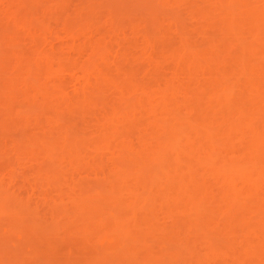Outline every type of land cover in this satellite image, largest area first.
Segmentation results:
<instances>
[{
  "label": "rangeland",
  "instance_id": "obj_1",
  "mask_svg": "<svg viewBox=\"0 0 264 264\" xmlns=\"http://www.w3.org/2000/svg\"><path fill=\"white\" fill-rule=\"evenodd\" d=\"M205 1L206 0H0V199L1 200L4 199L2 201L0 200V202L3 203V201L7 200L5 202V204L3 203L5 205V207L8 205L6 207L8 210L11 209V211H12L14 208V210L16 211L15 212L13 210V213L11 212V214H10L9 213L10 211L7 212L8 211L7 210L6 211L7 213H5L3 211L4 206H3V204L0 203L1 206H3L2 211L4 212V215H2V213L0 212V220H2V223L0 221V223L2 224V225L0 224V230L3 231V232L2 231L0 232V235L2 233V235L0 236V259H1L0 264H6V263L7 264H20V263L21 264H50V262H48V261H50L52 259H54L51 261L52 264H55V260L58 262L61 261L60 263L56 262V264H71L70 261L72 262V264L73 263L76 264V263H78L77 260H79V262H81V263H82V260H84L83 263L89 264L88 262H85V258L87 261L88 257L91 256L90 253H92V249H90L92 246L89 245L90 244L89 241H87V243L85 242V249H83V251L82 250L78 251L80 249L77 250L75 248L76 246L74 247V249L77 251H75L74 249H71V248H73V245L71 244L72 242H73V244L78 243L77 240L73 241V239L74 240L77 239V236H78V239H79L78 241L80 242V240H81L80 238L83 237V236H81V235H83L82 233L83 232L86 233L84 230H81V229H86V231H87L86 225L84 227V226H82V223H83V225H84V223H86L88 226V223L91 222L92 225L99 224V225H101V227L104 226V224L105 225L107 224L106 227H110L113 224L117 223V221L115 223H113L115 221L114 217L118 218L119 215L121 216V215H123V213L125 214L126 212H127L126 214H128L129 210L126 211L125 208L127 205L125 204L126 205L125 206L124 204L117 202L116 199L119 200V198H120V201L127 199V201L134 202L132 200L133 198L138 196V197H136V200H137L140 197V195H138V194L137 195L133 194V195H135V197L132 194H129V195L133 196V197H131L128 195L130 197V199L128 197H126L128 194L127 191L131 187H133L135 184L138 185L139 187L143 186L141 184L142 182H140V184H139V183H137V180L134 179V178H136L135 176L139 177L138 174L135 175L137 173V171L140 174V176L142 175V179H144V181H145V179L149 178V174L152 173V170L154 168H157V166L159 167V166L163 165V166H165V168H166V166L168 168V165H169L168 162L170 163L169 157H166V156L163 158L161 157L163 160L159 159V158L158 159L156 158L153 160V158H154L153 157V158H151L152 159L151 160L150 159L151 156H150V157H148L149 162H147V163L144 162V164H143V161H142V164L144 165L142 167V165H138V163L139 164L141 163L140 158L138 157L139 158L138 159L137 156L133 155L136 152H137L136 155L138 153H140V151L138 152L137 150H139V149L142 150V148H143L142 147L143 145H140V143L142 141L139 139V137L140 138L143 137L144 139L143 138L142 139L144 141H146L145 138L148 137V139H149V137H150L152 139L153 138V137H151V135H152V136H155L153 138V139H155L154 140L155 142H153V140H152L153 144L156 145L157 143H160V139L163 138L161 135L165 134V132H166V130L164 131V133H161L162 131H160L165 127L164 124L161 125L158 122L160 124V128H161V126H163L162 129H159V132H157V130H158L157 127H159V125L156 127L157 124L156 125L152 124L155 126V128L157 130L154 129V126H152V125H151L152 128L149 127V128H151L149 130L148 126H150V124L152 123V121H151V123L149 122L150 120L154 121L155 119L160 117L159 116L160 113H159V115H157V114H158V112H161L162 109H160V111L156 110L158 112L154 111V112H156V115H154L155 113L143 115L142 118H145L146 120L145 119H141V120H142V122L145 120L144 123L146 124V126L148 124V123H146V121L149 119V115L152 118V119L150 118L149 121H147L150 123L147 127L145 126L144 123L142 124V122H141V125H140V123H138V125H135L134 127H133L134 124L133 125L131 124L132 126L128 127L129 125L127 126L126 123L124 122L126 128H125V126H123V128H122V126H120L118 124L119 127H121L120 128L121 129L120 134L122 133L121 134L122 138L126 141L125 144L127 145V148L125 149V151H127L129 153L131 152V155H129V153H127V152H126V154H128L129 156L135 157V158H133V160H124V161H127L126 165H127V163H128V165L131 164L130 167L125 166L126 170L124 169V166H123L125 164V163H123L124 161L122 159H119V158L123 157L122 155L125 152V151L123 152L125 147H122V146H125V144H123V139L121 141L123 145L120 146L121 144H119V146L121 148H123V150L119 148V151H118L117 150L118 147L116 149V146H115L116 143H115V145H114L115 147H114L112 145V141H109V140H112V138L111 139L109 138L106 141L105 134H104V137H101V136H103L102 133H104V132H102V133H101V131L99 132L98 131L99 129L96 130L95 126H97V125L99 126V124L101 123V120L103 121L104 116L107 114V113H105L106 110H108L107 112H109V110H110L108 108H111L112 110L113 109L114 110L115 109L116 110L121 109V111L123 110V112H124V109L126 111V109H129V108L136 110L135 107H137L136 104H138L139 107H137V109L138 108L140 109V106L145 105L144 103L147 102L146 104H148V102L152 98L153 94L155 95V90H157V88L160 89V87L162 88V86L164 84H167V83L170 85V87H171V85H173V86L176 85L177 86L176 88H179V91H180L179 94H181V96H182L181 97L178 94L180 96L179 99L184 98L183 99L184 101H190V100L195 99L194 96L192 97V95H194L193 92H192L193 94L191 95V99H190L191 93H189V92H188L189 94L182 93L183 86L186 87L188 85V80H190L189 75H188L189 79L186 78L187 76L186 77L183 76V75H185L184 74L185 71L183 72L182 69L180 71V68H182L180 66H181V63H183L182 60H184V58H183L184 55H185V58H187V56L188 57L192 56L193 58L195 57V59L200 61L199 63H201V65L204 63L203 66H205V64H206L205 61L203 62V60H206V58H207L206 56H208V54H210V56L216 57V60L219 64H221L222 62L224 63V64H221V66L219 64L217 65L220 67L225 65V63L227 64L228 61L230 62L231 59L234 58L233 56H235L236 52H237V49H236L237 47L234 44V35L232 33L230 34V32L228 33L225 31V29H224L225 26H224L223 22L221 21L222 14L219 12L221 14V17H220V14L218 12H216V10L208 9V7H205L206 6ZM214 1L218 2L220 0H214ZM205 9H206V11L208 9V13L211 14L210 16L211 17L213 16L212 18L209 17V19H208L207 18L208 15H205V14L204 15L206 16L207 19L205 18V16L202 17L203 15H201V13H204ZM246 37H248V35ZM151 44H154V45H151ZM206 44L208 46H210V44H212V45L208 49V47H206L207 46ZM141 47H142V49H141ZM202 47H204V48L206 47L208 50H206V48L202 49ZM177 48H179L178 54L176 52ZM183 49L185 50V52L183 51ZM173 51L175 52L174 54H176V56H174V57L175 58L178 57V59H177L178 61L175 58H173V55H174V54L172 55ZM180 53H183V54L180 55ZM61 56L62 57L64 56L65 60H64V57L62 59ZM179 56H182V57H179ZM261 56L262 55L254 56L253 60H251V61H253L252 64L254 66L251 64L250 69H258V68L263 67V70H264V58H262ZM47 57H50V59L52 57H56L57 61L55 60L56 58H54V59L52 58L48 62V61H46L49 59ZM198 57H199V59H198ZM204 57H205V59H203ZM181 58H183V59L181 60ZM39 59H41V60L38 61ZM59 59H60V62L63 60V63L58 62ZM216 60H215V62H216ZM44 61H46L47 63H43ZM64 61H65V63H64ZM175 61H176V63H175ZM36 62L37 63L39 62V63L37 64ZM40 62H41V64H40ZM50 62H52V63L54 62L55 65H54V63L53 64L51 63L52 64V67H51V65L49 64ZM30 63H36L35 65H38V66L34 67L35 65L32 66ZM179 63H180V65H179ZM63 64L65 65V68H64V66H62ZM176 64H178L179 68L177 67ZM28 65H30L29 69H31L32 67H34V68L31 70H28L27 69ZM56 65H59L60 67H57ZM71 65H73V67ZM183 65L184 64H182V66ZM53 66H54V68H53ZM61 67H62V69H60ZM70 67L73 69H71ZM52 68H53V70H52ZM126 68H127V71H129L131 73V75L129 72L126 71ZM183 68H184V66H183ZM47 69H49V71H47ZM99 69L100 70L102 69L101 73H100ZM122 69H125V70H122ZM185 69L186 68H184V70ZM250 69H248V71L246 69L245 73L242 74V77L238 76V79H240V81L244 80V79H245V81H250V79H251L250 76L252 74V71ZM187 71L188 70H186V72ZM205 71H204V74L207 72V71L206 72ZM210 71H212V70H210ZM214 71H216V70H214ZM49 72L53 74L52 76H55L57 78L51 77V74ZM95 72H96V74H95ZM121 72L123 73L122 75H121ZM179 72H181V73L183 72L182 75ZM55 73H58L59 75H56ZM99 73H100L99 77H101V80L98 77ZM126 73H127V77H124V79L122 78V80H121V77L123 75H125ZM215 73H217V71ZM101 74H102V76H101ZM204 74L203 73L200 74V72L198 71V72H196V74L194 76L197 78L194 79L192 77L191 79H194L193 82H195V83L196 82L200 83L201 81H203V82H201L202 85L204 83V85L207 86V83L205 84V82L208 81V80H206L208 78V76L206 77V74L205 75ZM207 74H210V73H207ZM212 74H214V72H212ZM96 75H97V77H96ZM34 76H36V77H34ZM130 76H132V77H130ZM128 77H130V78H128ZM234 77H232V78H234ZM109 78H110V80H109ZM127 78L130 79L129 80L130 83L127 81L128 80ZM196 79H197V81H196ZM117 80H120L119 82L122 81L121 84L116 83ZM124 80H126L127 82L124 83ZM234 80H236V79H234ZM98 81H99V83H98ZM191 81L192 80H190L189 82H191ZM180 82L182 84H184L182 87L179 86V85H181ZM45 83H46V85H45ZM39 84H41V85L43 84V86H46L47 91L50 90L51 95L46 94L47 91L43 92V93H45L44 95L41 94L42 92L40 93L37 89V88H39V86H38ZM118 84H120V88L122 87L121 89H119V87H117ZM43 86H41V88ZM98 86H100V87L97 89ZM206 86H204V87H206ZM59 87H60V89H59ZM84 87H85V89H82ZM86 87H88L89 89L87 88L88 89L87 90ZM174 87H171V88L174 89ZM53 89L62 90L63 92H65L64 94H66L67 98L63 97V99H61L62 97H60V99H61L60 100L57 95L62 91H60V92L57 91V93H58L57 94L56 92L55 93L53 92V91H55ZM236 89L237 88H235V90ZM79 90H81L82 92L80 91V93H79ZM121 90L123 92L125 91L124 93H126V94H124ZM152 90H154V92L151 96ZM85 91H88V95H85V94H87ZM92 91H93V93H92ZM47 93H49V92H47ZM81 93H83V94H81ZM80 94L82 95V97ZM97 94H100V95H97ZM84 95H85V97H84ZM62 96H63V94H62ZM150 96H151V98H149ZM236 97L238 98V96L231 98V100L232 99L235 100V102H234V100H232V102H231V103H233L232 105H237L238 103L240 104V102H238L239 100ZM243 97H242V99H243ZM246 97H247V95H246ZM248 97H249V99L250 98L253 99V97H250V96H248ZM147 98H148V100H147ZM140 100H142L141 102H143V104L140 102ZM144 101H146V102H144ZM152 102L153 101L151 99V103ZM241 102H242V100H241ZM131 105H135V106L133 107ZM56 106H57V108H56ZM58 106H59V108H58ZM182 109H183V112L181 111L179 113V114H181L179 116V118H182L184 116L187 118V120H188V118L192 119L195 115L201 113V112L197 113L198 110L191 111L189 109L190 111L189 110L187 111L186 107H183ZM184 109H186V110H184ZM225 110H227V109H225ZM225 110H222V112L217 111L218 113L215 112V114H216L215 116L214 115H210V116L211 117L213 116L212 118H216L217 120L214 119L215 121H218L219 118H220L219 121H221V119L224 118L223 119L224 121L222 120V122H224L223 124H229V125L234 124L235 125L237 122L240 121V118H238L237 115H232L233 113L231 112V115H232L231 116V115H229L230 111L229 110L225 111ZM118 111L120 112V110H117V112ZM102 112L104 115L102 114ZM163 112H165V111H163ZM163 112H161V116H162ZM224 112H226L228 115L225 114ZM165 113H163V115L168 114V113H166V114ZM184 113L185 114L187 113V114L185 115ZM194 113H195V115H194ZM203 113H204V111L201 114H203ZM217 114H219V115H217ZM151 115L152 116L154 115V117H152ZM210 116L208 114V117H210ZM163 117L166 119L165 116H163ZM163 117H162V120H165V119H163ZM167 117L172 118L173 116L170 115ZM212 118H211V121L213 120ZM159 119H160L159 121H161V117ZM182 119H184V118H182ZM69 120L74 121V122H72V125H73V128L75 130L72 128V125L70 124ZM157 121H158V119H157ZM157 121L155 120L154 122L156 123ZM168 121H169V119H168ZM120 122H121V120H120ZM162 122H164V121H161V123ZM164 123H166V122H164ZM168 123H166V126L168 125ZM70 125H71V127H70ZM186 125H184V123H183V126L187 127ZM125 129H127V130H125ZM72 131H73V133H75V134H73V136L75 137V138L73 137L74 139L71 138L72 134H70V132L72 133ZM146 131H148V132H146ZM149 131H151V132H149ZM153 132H154V134H152ZM129 133H130V135H129ZM160 133H161V135H160ZM167 133L165 134L166 136H164V135L163 136L168 139V138H170V136ZM69 134H70V136H69ZM148 134H149V136H148ZM231 134L233 136L232 132H231ZM67 135L70 137L71 141L74 140L73 141L74 143L71 142L70 140H68V142L70 141L72 143V145L70 144V142H69V145H66V144H68V143H65L67 141L66 138L68 139ZM172 135L173 134H171V136ZM178 135H181V134H178ZM64 136H66V138ZM156 136H158V137H156ZM159 136H161V138H159ZM234 136H235V134H234ZM127 137H128V139H127ZM175 137L177 138L178 136L177 135L173 136V138H175ZM181 137L182 136H180V138ZM183 137L181 139L180 138L179 139L182 141L185 140V138H183ZM103 138H105V140ZM137 138L141 142H139ZM166 138H163V141ZM100 139H101V141L103 139V141H105L106 144L109 142V145L111 144V146H113L112 149L115 148L117 154L120 152V150L123 153L121 155L119 154V158H117L118 156L116 155V153L111 154L113 151L110 152V149H105L104 147L102 148V147H99V145H96V143L98 144L101 142V141L99 142ZM197 140L198 141H196L197 143H195V144L198 145L200 142H199V139H197ZM215 140L216 139H214V143H217L218 138H217L216 142H215ZM127 141L129 142L128 144H127ZM147 141H148L147 144L151 145V143H150L151 140L149 139ZM161 141H162V139H161ZM163 141L160 143L161 150H163L162 148H164L166 146L165 145L163 147V144H165ZM116 142H118V141H116ZM76 143H77V145L80 144V146H82L80 148H81V151L83 150L82 151L83 153H81L79 148H76ZM87 143H89L90 145ZM208 143L209 144H207V146L209 147V145H211V143L210 142H208ZM64 144L67 146V149H68V146H70V145H71V147L74 146L76 148V150L78 149V155L79 154L80 155L77 157L72 156L71 159L77 160L78 157H80V159L81 158L82 159L79 160V158H78L76 163L74 160H73L74 162L73 161L69 162V161H71V160H69V157H71V156L70 155L68 156L67 153L64 152L66 150L64 147L65 146ZM34 145H35V147H34ZM103 145H105V144H103ZM154 145H152L153 147H151V148H154ZM157 145H159V144H157ZM157 145L154 149L159 147ZM204 146H206V145H204ZM31 147H32V149H31ZM78 147H79V145H78ZM95 147H99L101 149L100 150L97 149L98 152L95 151L96 149H94V151L96 152V153H94L92 150ZM134 147H135V151H133ZM83 148H85L86 150H84ZM63 149H64V151H63ZM71 150H69V151H71ZM73 150L75 151V149H73ZM115 150H114V152H115ZM145 153H146V151H145ZM147 153L149 154V152H147ZM61 154H63V155H61ZM126 154H124V155H126ZM64 155L67 156L66 158L68 160L65 158ZM75 155H77V154H75ZM112 155L117 156L115 160L119 159V160L123 161V162L122 161L119 162L120 165L123 164L122 165L123 168H121L120 165H118L117 168L123 169L122 170L123 172L127 171V173H126L127 176L131 175L134 177L133 178L130 176L131 179L129 178V180H131L132 184L134 182L133 186L130 183V181H129V183L131 185L128 184V182H126L128 180L127 177H126L127 180L124 179L125 184L130 185V186L126 185V186H128L127 187L128 189L125 186L120 187L119 186L120 183H118V187H120L121 189L125 187L127 189V191L126 190L124 191V189H125L124 188L123 191L120 189L119 192L117 193V190L119 189V188L117 190L115 189L117 187V185H115L116 186L115 188H113L114 186L111 187L113 185V182H111L109 180L113 179L111 177L114 174L111 176V173H109L108 170L111 171L109 169V168H111V166H110L111 163L109 162V159H110L109 157L113 158ZM144 155H146V154H144ZM132 157H130L129 159H131ZM135 159L137 160L136 162L140 161L136 164V166L138 165V167H136V168H135V165L133 163V162H135L134 161ZM166 160H167V162H165ZM112 161H114V160H112ZM163 162L166 163V165ZM114 163H115V161H114ZM112 164H113V162H112ZM113 165L117 166V164H113ZM113 165H112V167L115 169L116 167H114ZM107 166H109V167H107ZM132 166H134V169ZM163 166H162V168H163ZM103 169H105V170H103ZM130 169H132L133 172L132 171L130 172ZM169 169H171V168H169ZM113 170H112V173L115 172V171L113 172ZM134 170H135V173H134ZM58 171H59V173H57ZM105 173H106L107 177L110 176V177H108V179L105 178L106 177ZM40 174H41V176H39ZM144 174L145 175L148 174L147 175L148 177L146 178ZM52 176H54V178ZM114 177H115V175H114ZM116 177H117V175H116ZM116 177L114 179L116 181H114V182L118 181ZM105 179H107V180H105ZM260 179H261V177H260ZM123 181L121 180L118 182H122L121 185H124ZM259 181L261 184L263 183L262 184V186H263L264 185V177H263V179H261ZM110 182L112 183V185L110 184V188H109L107 183L109 184ZM98 183L99 184L101 183L100 187L97 186ZM102 184H103V186H102ZM105 185L107 188L105 187ZM134 187H137V186H134ZM136 189L138 190L139 188H136ZM61 190H64V191H61ZM121 193H122V195H121ZM123 193H125V194L123 195ZM79 194H80V196H79ZM104 194H107V196L110 194L108 196V199H106L107 197L103 196ZM74 196H76L77 199H74ZM1 197H3V198H1ZM122 198H123V200H122ZM96 199H97V201H96ZM151 200L155 201L152 198H151ZM127 201H126V203H127ZM139 201L140 200L135 201V202H139ZM11 202H13V203L11 204ZM73 202H74V204H73ZM97 202H98V204H97ZM122 203H124V202H122ZM15 204H17V205H15ZM155 204H156V201H155ZM98 206H99V208H98ZM121 206H122V209L120 208ZM8 207L9 208L12 207V208L9 209ZM68 207H70V209ZM88 207L89 208L92 207V208L89 209ZM77 208H78V210H75ZM100 208H103V209H100ZM82 209L84 212H86L84 214L85 216L83 215V211H82V213L80 212ZM123 209L126 212L121 211ZM127 209H129L128 206H127ZM88 210L91 212H89ZM107 210L109 211V214L107 213L108 212ZM75 211H76V213H75ZM96 211H97V213H96ZM118 211L119 212L121 211L120 214L116 213L118 216H114V217L111 216L114 214V212H118ZM158 212L159 211H157V213ZM94 213H96V214H94ZM234 213H236V214H234ZM234 213L233 214H234L235 218H233V219H234L235 223L231 222V221H233V219H232L231 221L227 220V221H229V223L226 222V225H222V224H224L225 220L223 222V219L221 218L223 213H219V217H218L219 220L218 219H216V220L220 221V222H218V224H217V222H215V223L219 227L222 226L223 228L222 227L217 228V225H216L215 228L213 227V229H215L214 233L212 231L210 232L211 234H209L208 232H207V234L203 233L206 237L208 236V238L205 237L206 239L202 237V236H204L202 233L199 234V233L195 232V234H194V232H193L190 234L191 239L196 242L200 238V240H198L199 242L200 241H203V243L207 242V243H209V245H214L215 241L217 242L218 240H220L214 246H219V247L222 246L224 239L226 241L230 239L229 234L224 232V229H226L228 231L231 229V230H234L236 234H239L240 232H242L243 229L246 228L245 226L247 225V223H244L245 219L243 220L244 222L239 219L238 223H236L237 219L239 218V215L242 216V218H243V216L246 214V210H245V212L244 211H242V212L241 211H239V212L234 211ZM242 213H244V214H242ZM13 214H14V216H12ZM16 214L18 217L16 216ZM107 214L108 215L111 214L110 215L111 219L109 218V216ZM158 214L160 215V212ZM165 214L163 213L161 215L163 216ZM1 215L3 217L2 219H1ZM81 215H83V216H81ZM96 215L98 216V218L96 217ZM159 215H157V216H159ZM237 215H238V217H237ZM10 216L12 218L11 220L9 219ZM20 216H21V219H20ZM91 216H93V218H91ZM13 217H15V218H13ZM168 217H169V219H168ZM16 218H17V222L15 221ZM71 218H73V219H71ZM77 218H78V220H77ZM174 218L175 217L172 218L171 215H168V214L166 216H163V219L161 216H159V219H158L159 221L157 223L159 224V226H162V227H163L164 223H165V226L167 225L168 227L171 223V227L174 226V228H176V226H179L180 223L177 225ZM245 218H246V216H245ZM83 219L84 220L90 219L89 220L90 222L87 220L84 221ZM104 219H105V222H104ZM3 220L4 221L8 220V224H7V222L6 223L3 222ZM12 220H13V222H12ZM81 220H82V222H81ZM160 220H162V221H160ZM58 221H59V223H58ZM70 221H71V223H70ZM230 222L234 225L233 226L228 225V224H230ZM91 223H90V226H91ZM108 223H111L112 225H110ZM19 224H21V226L24 227L25 230L22 229L23 227L21 228V226H20V229L22 231L24 230V232L26 234H23V232L19 233L17 231L18 229H16L17 232L14 230H11V227L13 228L15 226L14 228H17L19 226ZM33 224H34V227L32 226ZM59 224H61V225H59ZM77 224L78 225L80 224L82 228L77 229V227H78ZM238 224H241V225H238ZM37 225H38V227L39 226L41 227L42 231L37 227ZM2 226H4V227H2ZM7 226L8 227L10 226V227L7 228ZM73 226L75 229L73 228ZM209 226L212 227L215 225L210 224ZM224 226L226 228H224ZM229 226H231L232 228ZM29 227L30 228H36L37 227L38 229L37 228L36 229L39 231H37L36 229L35 230H36V232H38L37 234H39V235L36 234L35 230H31ZM53 227H55V228L53 229ZM101 227H100V229L103 228V227L102 228ZM243 227H245V228H243ZM28 228H29V230H28ZM177 228H180L178 230H181V232H184V230H186V226L182 225V224H181V226H179ZM220 229H221V232H220ZM7 230H9L10 232L13 231L14 233L16 232V234H14V233L9 234V233H7L9 231H7ZM53 230L54 231L59 230L58 231L59 234L55 233V236H53V234H54ZM67 230H70V232ZM217 230H219L218 234L221 233L220 235H217V232H216ZM31 231H33V232H31ZM50 231H52V233ZM71 231L75 232V233H73L75 237H71V236H73ZM89 232H90V230H89ZM3 233H5V234H3ZM66 233H69V234H66ZM212 233H213V235L216 234V236L215 235L214 236L218 239L215 240V238H213L214 236L212 235ZM70 234H71V236H70L71 239H69V240L71 241V243H70V245H68L69 244L68 242H70V241L69 240L66 241V239H68L69 237H65V239H63V238L65 235L69 236ZM198 234H199V236L202 234L201 235L202 238L199 237ZM227 234H228V236H227ZM240 235H241V233L239 234V236ZM38 236L39 237L42 236V238L44 236L45 240H42V242H41L40 240L42 238H39ZM182 236H183V233H182L181 237ZM209 236H211L210 239H209ZM226 236H227V238H226ZM22 237H23V239H22ZM46 237H49V240H51V237L59 238L58 244L60 247L57 246V248H56L58 253L56 252V250L54 252L52 250H50L51 252H53V254H51L49 251V248L47 251V247H49V246H47L48 245L47 242H49V240ZM181 237H178V235H177L178 239H176V237L170 239L171 243L170 242L169 243L172 244V247L174 245H176L178 243V241H180L182 239ZM219 237H223V238L220 239ZM7 238L9 241L7 240ZM26 238L31 239V241L30 240L28 241L29 242L28 245H26L27 244ZM56 238H54V240ZM10 239H11V241H10ZM155 239L156 238H154V240H151V242L152 241L153 242L159 241V240H155ZM46 240H47V242H46ZM115 240L120 242L117 239H115ZM115 240H109L108 243L109 244H115V245L118 244V242H115ZM213 240H215V241H213ZM6 241L10 242V243L9 244L7 243V245H6ZM19 241H21V242H19ZM24 241H26V242H24ZM65 241L67 242L66 245H65V243H66ZM106 241H108V240H106ZM110 241H112V243H110ZM198 241H197V243H198ZM226 241L224 243H226ZM22 242H24V244ZM50 242H52V241H50ZM151 242L149 243L150 246L153 245V244L151 245ZM156 242H154L155 245H153L152 247H149L150 248L149 250L147 249L148 246L145 247L148 251H146L145 248L143 249V247L145 246V245L143 246V244L140 246H142V249L145 251L141 250V248L139 249V247H137L138 246L137 244H139V242L137 244L135 243L137 246L134 243H130V241H129V243L128 242H125V243L122 242L121 243L122 245L118 244L117 245L118 249L115 250V252L118 253V254L116 253L115 257L117 259L119 258V260H117L112 254L109 255L110 256L109 259L112 258V256H113L116 260H112V259H111L112 261L111 260L107 261L108 259L104 260L105 255L102 256L104 254L103 253V254H100V256L96 255V257H95L96 259L94 261L98 262V260L103 258L101 260V262H98L96 264H100V263L101 264L102 263L103 264H126V263L127 264L128 263L129 264H134V263L137 264L140 261V259L138 260V258L140 256H141V258H143V257H147L150 255L149 253H147L149 251L151 252V254L153 252V254L156 256V258L159 257L158 254L161 257V254H164L165 252H163L159 248L160 246L157 247V245H156V244H160V241H159V243H156ZM173 242H174V245H173ZM220 242H221V244H220ZM106 243L104 242V244H106ZM2 244H3V246H2ZM16 244H18V246ZM45 244H47L46 245L47 247L44 246ZM54 244H55V242H54ZM104 244L101 243V245H104ZM12 245H14L16 247H14V246L12 247ZM24 245H26V249L24 248L25 247ZM63 245H65V246H63ZM115 245H114V247H115ZM126 245H128V246H126ZM78 246L81 247L80 245H78ZM78 246H77V248H78ZM89 246H90V248H89ZM135 246L138 248V250L140 252L137 250V248ZM19 247L21 248V250L24 249L25 251H21ZM33 247H34V249H33ZM172 247H169V248H172ZM5 248H6V251H5ZM31 248L33 250H30ZM100 248L103 249L102 246H100ZM100 248L98 249V251L102 252L103 250L100 251ZM156 248H158L159 250ZM60 249H62V251ZM120 249L121 250L126 249V250L122 252ZM185 249H187V248H185ZM190 249L193 252L195 251V252H199V253L201 252V254L203 253L202 247H200L198 245L196 246V244L191 246ZM14 250H16V251L19 250L20 253L18 251V253H19L18 254ZM58 250H60V251H58ZM119 250H120V253H119ZM168 250L170 251V249H168ZM168 250H167V252H168ZM179 250L178 251L180 253L184 254V252L181 248ZM9 251L11 252V254ZM26 251L27 252L30 251V256L32 253L31 251H34L36 254L34 256L33 255L34 253H32L33 258L31 257V259L30 258L25 259V257H26L25 253H27ZM126 251H130V252L132 251L137 255L134 258V255H133L134 253L132 254V253L128 252L126 254ZM141 251H143V252H141ZM22 252L24 255H22ZM85 252H86V254H85ZM97 252H96V254H99V252L98 253ZM124 252H125V255H124L125 257L122 255V254H124ZM161 252H163V253H161ZM167 252H166V254L169 255V252L168 253ZM185 252L187 254L188 251L186 250ZM12 253H14V254H12ZM39 253H40V255H38ZM50 254H51V256H50ZM74 254H75V256H74ZM89 254H90V256H89ZM130 254L133 255V258H131L132 256H130ZM139 254H141V255H139ZM143 254H145V255L142 257ZM20 255H21V257H20ZM26 255L28 256L29 253ZM81 255H85L86 257L81 256ZM94 255H95V253H94ZM126 255L128 257L130 256L129 257L130 259L128 257L126 258ZM166 256H165V258H163L164 256L162 257L163 259H165L163 261L166 262V264L167 263L168 264H175L172 260L173 259L172 256H174L173 253H172L171 257L168 256V258H170V260H168ZM49 257H51L52 259H50ZM106 257H108V256H106ZM136 257H137V259H136ZM149 257H152V256L150 255ZM156 258H154L155 260H153L151 258H149L150 259L149 260L148 257L144 258V259H147L151 264H153L154 262L156 264L157 263ZM134 259H135V262H132ZM144 259H141L139 264H141L142 260H144ZM22 260L24 261V263L22 262ZM26 260H29V261L26 262ZM129 260L131 263L129 262ZM137 260H138V262H136ZM147 260L145 263L143 261L142 264L143 263L146 264L148 262ZM218 260L219 259H217V261H215L216 262L215 264H219V262H222V260H219V262H218ZM67 261H68V263H67ZM75 261H76V263H75ZM94 261H91V263L93 262L95 264ZM150 263H147V264H150Z\"/></svg>",
  "mask_w": 264,
  "mask_h": 264
},
{
  "label": "bare ground",
  "instance_id": "obj_2",
  "mask_svg": "<svg viewBox=\"0 0 264 264\" xmlns=\"http://www.w3.org/2000/svg\"><path fill=\"white\" fill-rule=\"evenodd\" d=\"M205 3H206V6L205 7H208V9H214V10H216V12H218V13L220 12L222 14V19L223 20L221 19V21L223 22V24L225 26V28H224L225 31L228 32V33L230 32V34L232 33L234 35V44L237 47L236 48L237 49L236 55L235 56L232 55L234 58H232L230 62L228 61L227 64L225 63V65H223L222 67H220L221 64H224V63L222 62L221 64H219L217 62V60H216V57L210 56V54H208V56H206L207 57L206 60H203V62L205 61V63H206L205 66H203L204 63L201 65V63H199L200 61H198L197 59H195V57L193 58L192 56H190V57L187 56V58H185V55H184L183 56L184 60H182L183 58H181V60H182L183 63L180 62L181 63V66L180 67H182V68H180V71H181V69H182L183 72L185 71L184 72L185 75H183V76L184 77L187 76L186 78L187 79L190 78V80H192V81L189 82L190 80H188V85L187 86L185 85L186 87H184L183 86L184 84H182L181 82H180L181 85H179V86L180 87L183 86L182 93H185V94L186 93L187 94L191 93L190 94V99H191V95L194 93V95H192V97L194 96L195 99H193V100H190L189 99L190 101H184L183 100L184 98L183 99L182 98L179 99V97L181 96V94H179L180 93L179 88H176L177 87L176 85H174L175 87L173 85H171V87H174V89H173V88L170 87V85L168 83H167L168 85L163 83L164 85L162 86V88L160 87V89L157 88V90H155V95L156 96L153 94L154 90H152V93L150 92L151 93V96L153 94L152 98H151V96L149 97V98L152 99V101H153L152 103H151V99H150V101L148 102V104H146L147 102L144 101V102H146V103H144L146 106L145 105H142V106H140V109L139 108L137 109V107H139V105L136 104V106H137V107H135L136 110L135 109L133 110L132 108H129L128 107L130 110L129 109H126V111H125V109H124V112H123V110L121 111V109H117V110H120V112L119 111L117 112L116 109L115 110L114 109L112 110L111 108H108L110 110H109V112H107L108 110H106L105 113H107V114L104 116L103 121L101 120V123L99 124V126L98 125L95 126L96 130L99 129L98 130L99 132L100 131H101V133L104 132V133H102L103 136H101V137H104V134H105L106 141H107V139H109V138L111 139L112 138V140H109V141H112V145L113 146L116 143V145H115L116 146V149L118 147L117 150L119 151V148L123 150V148H121L120 146H122L123 144L126 143V141L122 138V135H121L122 133L120 134V130H121L120 128L121 127H119V125L122 126V128H123V126H125L124 122L126 123L127 126L129 125L128 127L132 126L133 124H134L133 125V127H134L135 125H138V123H140V125H141V122H142L141 119H145V118H142L144 114H151V113L154 114L155 113L154 115H156V112H158L156 110H159L160 111V109H162L161 112L165 111L166 113H168L169 115L166 114L165 112H163L167 116H170V115L173 116L172 118L171 117L169 118L166 115H163V113H162V116H161V112H158L157 115H159V113H160L159 116L161 117V121H164L166 123L169 122L167 126H166V123H164V122L161 123V121H159L160 120L159 119L160 117L157 118L158 121H157V119H155L157 121L155 123L154 122L155 120L154 121L153 120H150L149 121V119L151 118L150 115H149V119L147 121H149L150 123L152 121V123L150 124L149 122L146 121V123H148L147 126L150 124V126H148V129L149 130L152 128V126H154V125L157 124L156 125V127H157L159 125V127H157L158 130L154 126V129H156L157 132H159V129H162V127H163V126H161V128H160V124L161 125L164 124L165 127L162 130H160V131H162L161 133H164V131L166 130L165 134L168 132L167 134L170 136V138L167 139L166 137H164V136H166L165 134H162L161 135V133H160V135L163 138H166L163 141V138H161V136H159V138H161L162 141L165 143V144L162 143L163 144V147L166 145L164 148H162L163 150H161V148H160V146H161L160 143L162 142L161 139H160V143H157L159 145L156 144L159 147L156 148V149H154L156 147V145L153 144V142H155L154 141L155 139H153L155 136H152L151 135V137H153L152 139L149 137V139L151 140V142H150L151 145L147 144L148 143L147 140H149V139L145 135L144 136L147 138V139L145 138L146 141L143 140L144 139L143 137H142L143 139L139 137V139L142 142L139 141V139L137 138L138 141L141 142L140 145H143L142 146L143 148H142V150H140V149L137 150L138 152L140 151V153L142 155L140 153H138L136 155L137 152L135 154H133V155L137 156V158L139 157L140 158V161H141V163L139 164L138 162H140V161L136 162L137 161L136 160L137 158L134 160L136 162V163L133 162L134 165H135V168L138 167V165H142V167H143L144 166L143 165L144 162H146V163L149 162L148 161L149 160L148 157H150V156H151L150 159L154 157L153 160L156 159V158L157 159L158 158L159 159H162L165 156L166 157H169V160H170V163L168 162V164H169L168 165V168L166 166L167 169L163 165H162L163 168H162V166H159V167L157 166V168H154L152 170V173L149 174V178H147L148 177L147 176L148 174L147 175L144 174L145 177L147 178V179H145V181H144V179H142V175L140 176V174L138 173V171H137V173L135 175L138 174L139 177L135 176L136 178H134L133 176L130 175L135 180H137V183L140 184V182H142L141 184L143 186L140 185L141 187H139L136 184L134 185V182L132 184L131 183V180H129L130 176H127L126 175L127 171H125L126 170L125 169L126 168L125 166L130 167L131 164L129 163L130 165H128V163H127V165H126V162L127 161H124V160H133V158H135L134 156L133 157L132 156H129V155H131V152L129 153V152L125 151V149L127 148V145L126 144H125V146H122V147H125L124 150H123V152L124 151L125 152L123 153L120 150V152L117 154L115 148L112 149L113 146H111V144L109 145V142L106 144V142L103 141V139L105 140V138H103L102 141L100 139L99 140V142L101 141L100 143H98V144L96 143V145H99V147H102V148L104 147L105 149H110V152L113 151L111 154L116 153V155L118 156L117 157L115 155H112L113 158L108 156L110 158V159L108 158L109 159V162L111 163V165H110L111 168H109L111 171L108 170V172L111 173V176L114 174L115 177H116V175H117L116 178H117L118 181H121V180L123 181L124 179L125 180L128 179L126 181V182H128V184L131 183L132 186L133 185L134 186H137V187H134V186L131 187L128 190L129 191L128 192L127 191V189H128L127 187L130 186L131 184L130 185L125 184V180L123 181L124 182V185H121L122 182H118V181L117 182H114L116 180H114L115 177L113 175L111 177L113 179L109 180V181L113 182V185H112L111 182L109 184L107 183L108 187L110 188V184L112 185L111 187L114 186L113 188H115L116 187L115 185H117V187L115 189L117 190L119 188L117 190V193H118L119 190L121 189L120 187L125 186L127 189L124 187L125 189L122 188L121 190L123 191V189H124V191L125 190L127 191L128 194H127L126 197H128L130 199L129 196H131V195H129V194H132V195L133 194H135V195L138 194V195H140L141 198L139 197V199L136 200V197H138V196L135 197V195H133L135 197V198L132 199L134 202L127 201V199L126 200H123V198H122L123 201H120V198H119V200L116 199L117 202H120L121 204H124V205L126 204L129 207V209H127V206L125 205L126 206L125 210L126 211L129 210V212H128V214H126L127 212L123 209L121 211H124L126 213L124 214L122 212L123 215H121V216L120 215L119 216L117 215V214H120L121 211L120 212L118 211L119 213L118 212H114L115 215L114 214L113 215L110 214L113 217L114 216H118V218L117 217H114L115 218L114 219L115 221L113 222V223H115L117 221V223H115L113 225L111 223H108V224L112 225L110 227H106L107 224L106 225L104 224V226H102V227L103 228L105 227V228L103 229L101 227V225H99V224L92 225V223L89 221L90 219L89 220L86 219L87 221H89L91 223V226H90V223H88V226H87L86 223H84V225L82 223V226L85 227V225H86V228H87V231L88 232L86 231V229H81V230H84L86 233L83 232L82 233L83 235H81L83 237L82 238L79 237L81 239L80 242L78 241L79 240L78 239V236H77V239H75V240L73 239V241H76L77 240V242H78L77 244L76 243L73 244V242L71 243V241L69 240V239H71V237H75L74 234H73V233H75L74 231L73 232L71 231L72 234H73V236H71V234L69 236H67V235L64 236L63 239H65V237H69L68 239H66V241L67 240L70 241V242H68L69 243L68 245H70V243L73 245V248H71V249H74V247L76 246L75 248L77 250L80 249L78 251H81V250L83 251V249H85V242L87 243V241H89L90 244L89 243L88 244L90 246H92L91 248L89 246V248L92 249V253H90L91 256L89 254V256L91 258L88 257L87 261H86V258H85V262H88L89 264H94L93 262L91 263V261H94L96 259L95 258L96 255H99L100 256V254H103V253L104 254L102 256L105 255L104 260H107V259H108L107 261H109L111 259L112 260H116L117 258L115 257V255H116L117 252H115V250L118 249L117 248V245L118 244H121L122 242H124V243L125 242H128L129 243V241H130V243H134V244L135 243L137 244L139 242V244H137L138 246L135 244L137 247H139V249L141 248V250H143L145 247L148 246L147 249L149 250L150 249L149 247H152L153 245H155L154 242H156V241H154V242L152 241L153 243L151 242V240H154V238H156L155 240H159L160 241V244H156L157 247L160 246L159 248L163 252H165L164 254H161V257L158 254L159 257H157V258L153 254V252H152V254H151L150 251L147 252V253H149L152 256V257H149L150 255L147 256L148 259L149 258H151L153 260H155L154 258L157 259V263L156 264H162V263L163 264H166V262L163 261V260H165L163 258H165V256L167 255L166 252H167L168 249H170V251L168 250L169 255H167L166 257H167L168 260H170V258H168V256L171 257L172 256V253H173V255H174V256H172L173 259L172 258L171 259L173 260V262L175 264H213V263L215 264L216 263L215 261H217V259L222 260V262H219V260H218L219 264H264V185L262 186L263 183L261 184L260 181H259V180L263 179V177H264V70H263V67L262 68H258L259 70L258 69H250L251 68V64L253 62L251 60H253L254 56L262 55L261 57L264 58V0H220L218 2L217 1H214V0L213 1L212 0H206ZM208 9H207V11L205 9V12L206 13L205 12L204 13H201V15H203L202 17H204L205 15H208L207 18L209 19V17H211L210 16L211 14L208 13ZM221 14H220V17H221ZM205 18H206V16H205ZM246 34L248 35V37H246L247 36ZM151 45H154V44H151ZM211 45L212 44H210V46ZM210 46L207 45L206 47H208V49H209ZM205 48L202 47V49H205ZM141 49H142V47H141ZM208 49L206 48V50H208ZM178 50H179V48H177V51H176L177 54H178ZM174 51H173V53L171 52L172 55L175 53ZM183 51L185 52L184 49H183ZM183 53H180V55H182ZM174 56H176V54L173 55V58H175ZM63 57H62V59H63ZM179 57H182V56H179ZM47 58H49V59L46 60V61L49 62V60H51L52 58L54 59L56 57H52L51 59H50V57H47ZM60 59L58 60V62H60ZM175 59L177 60L178 57H176ZM198 59H199V57H198ZM203 59H205V57ZM214 59L216 60L217 63L215 62ZM40 60L41 59H39L38 61H40ZM55 60L57 61V58ZM64 60H65V57H64ZM46 61H44L43 63H47ZM41 62H40V64H41ZM61 62L63 63V60ZM36 63H30V64L33 66ZM51 63L52 62H50L49 64L52 67V64L54 62L52 64ZM64 63H65V61H64ZM175 63H176V61H175ZM180 63H179V65H180ZM182 64H184L183 66H184V68H186L185 70H184ZM218 64L220 66H217ZM54 65H55V63H54ZM176 65L179 68L178 64H176ZM37 66L38 65H35L34 67H37ZM56 66L57 67H60L59 65H56ZM62 66H64V68H65V65L64 64ZM71 66L73 67V65H71ZM29 67H30V65H28V68H27L28 70H31V69L34 68V67H32L31 69H29ZM53 68H54V66H53ZM53 68H52V70H53ZM60 69H62V67ZM71 69H73V68H71ZM246 69H247V71H248V69H250L252 71V74L250 76L251 79H250V81H245V79L240 81V79H238V76L239 77H242V74L245 73ZM101 70H100V73H101ZM122 70H125V69H122ZM186 70H188L187 72L189 74L186 72ZM205 70L206 71L208 70V71L206 72ZM210 70H212V71H210ZM214 70H216L217 73H215L216 71H214ZM47 71H49V69H47ZM126 71H127V68H126ZM198 71L200 72V74H202V73L204 74V71L206 72L205 73L206 74V77L208 76V78L206 80H208V81L205 82V84L207 83V86L204 85V83L202 85L201 82H203V81H201L200 83L193 82L194 79L197 78V77H194V76H195L196 72H198ZM96 72H95V74H96ZM127 72H129V71H127ZM212 72H214V74H212ZM100 73L98 74V77H99ZM179 73H181V72H179ZM182 73H181V75H182ZM207 73H210V74H207ZM50 74H51V77L57 78L55 76H52L53 75L52 73H50ZM55 74L56 75H59L58 73H55ZM122 74L123 73L121 72V75ZM130 75H131V73H130ZM188 75H189V78H188ZM101 76H102V74H101ZM34 77H36V76H34ZM96 77H97V75H96ZM124 77H127V73L121 77V80H122V78L124 79ZM130 77H132V76H130ZM130 77H128V78H130ZM192 77L194 79H191ZM232 77H234V78H232ZM99 78L101 80V77H99ZM234 79H236V80H234ZM109 80H110V78H109ZM129 80L130 79H128L127 81L130 83ZM117 81H116V83H120V84L122 82V81L119 82L120 80H117ZM127 81L124 80V83H126ZM196 81H197V79H196ZM98 83H99V81H98ZM120 84L117 85V87H119V89L122 88V87L120 88ZM40 85L41 84L38 85L39 88H37V89H38V91L40 93L42 92L41 94L44 95L45 93H43V92H46L47 91V88H46V86H43V84L41 85V86H43L41 88ZM45 85H46V83H45ZM204 86H206V87H204ZM99 87L100 86H98L97 89ZM87 88L88 87H86V89ZM235 88H237V89L235 90ZM59 89H60V87H59ZM82 89H85V87L82 88ZM53 90H55V91H53ZM53 90L52 91L54 93L55 92L57 93V91L58 92L62 91V90H56V89H53ZM80 91L81 90H79V93H80ZM47 92H49V93H47ZM47 92H46V94L51 95L50 94V90L47 91ZM85 92L87 94H85V93L84 94L85 95H88V91H85ZM64 93L65 92H63V91L60 92L59 94L57 93L58 94L57 96L59 97V99H60V97H62L61 99H63V97L64 98L66 97V94H64ZM92 93H93V91H92ZM62 94H63V96H62ZM81 94H83V93H81ZM124 94H126V93H124ZM85 95H84V97H85ZM97 95H100V94H97ZM246 95H247V97H246ZM235 96H238V98L237 97L236 98L239 100L238 102H240V104L238 103L237 105H232L233 103H231V102L234 99L231 100V98L232 97H235ZM248 96L253 97V99L250 98L251 99L250 100ZM81 97H82V95H81ZM242 97H243V99H242ZM147 100H148V98H147ZM241 100H242V102H241ZM141 101L142 100H140V102ZM234 102H235V100H234ZM141 103L143 104V102H141ZM59 106H58V108H59ZM131 106L134 107L135 105H131ZM183 107H186L187 108V111L190 109L191 111L198 110L197 113H199V112L202 113L203 111H204V113L203 114H201V113L197 114L196 113L197 115H195V113H194L195 116L192 119L191 118L190 119L188 118V120H187L186 117L183 116L182 118H184V119L186 118L184 120L182 118H179V116L181 115L179 113L181 111L183 112V109H182ZM56 108H57V106H56ZM225 109H227V110H225ZM184 110H186V109H184ZM222 110H225V111H228L229 110L230 111L229 112L230 113L229 115H231V112H232L233 113L232 115H237L238 118H240V121L239 120H238L239 122L236 121L237 123L235 125L234 124H232V125L230 124L229 125V124H223L224 122H222V120L224 118L221 119V121H219L220 118L218 117L219 118V120H218L219 122H218V121H215L214 120L216 118H212L213 116L212 117L210 116V115H214L215 116L216 115L215 112L216 113H218L220 111L222 112ZM154 111H156V112H154ZM224 113L227 114L226 112H224ZM102 114H103V112H102ZM208 114L213 119L212 121H211V118L208 117ZM154 115L153 116L151 115V116L154 117ZM217 115H219V114H217ZM163 116H165L166 119ZM162 117L165 120H162ZM168 119H169V121H168ZM120 120H121V122H120ZM144 121L142 122V124L144 123ZM69 122L72 125V122H74V121H70L69 120ZM183 123H184V125L187 124L186 125L187 127L183 126ZM152 124H154V125H152ZM71 125H70V127H71ZM145 126H146V124H145ZM149 127H151V128H149ZM72 128H73V125H72ZM125 128H126V126H125ZM125 130H127V129H125ZM146 132H148V131H146ZM149 132H151V131H149ZM231 132L233 133V136H232ZM70 134H72L71 135V138L74 139L75 137L73 136V134H75V133H73V131H72V133L70 132ZM70 134H69V136H70ZM152 134H154V132ZM171 134H173V135L171 136ZM178 134H181V135H178ZM234 134H235L236 137L234 136ZM129 135H130V133H129ZM176 135L178 136L177 137L178 139L176 137L173 138V136H176ZM69 136L67 135L68 139L66 138V136H64L66 138V140H67V141L65 140L66 141L65 143H68L66 145H69V142L71 141V139H70ZM148 136H149V134H148ZM180 136H182V137L184 136L183 138H185V140H183V141L180 140L182 138V137L180 138ZM156 137H158V136H156ZM196 138L199 139V142H200L198 145L195 144V143H197L196 141H198ZM217 138H218L217 143H214V139L217 140ZM122 139H123V144L121 142ZM127 139H128V137H127ZM68 140H70V141L68 142ZM152 140H153V142H152ZM216 140H215V142H216ZM73 141H71V142H73ZM116 141H118V142H116ZM128 141H127V144L129 143ZM71 142H70V144L72 145ZM208 142H210V143L212 142L211 145H209V147L207 146V144H209ZM87 144H89V143H87ZM103 144H105V145H103ZM119 144H121V145L119 146ZM66 145L64 146L66 150L64 151V149H63V151L66 152L68 156L69 155L71 156V157H69V160H71L69 162H72L74 160V159H71L72 156L77 157V156L80 155V154L78 155V149L76 150V148H79L80 151H81V148L80 147H82V146H80V144H78L79 145V147H78V145L76 143V148L74 146H73L74 147L73 148L70 145V146H68V149L71 147L69 150H71L73 148V149H75V151L73 149L71 151H69L67 149V146ZM152 145H154V148H151V147H153ZM204 145H206V146H204ZM34 147H35V145H34ZM99 147H95V148H93V150L92 149L91 150L94 153H96L95 151H97V149L98 150L101 149ZM31 149H32V147H31ZM83 149L86 150L85 148H83ZM94 149H96V150L94 151ZM114 150H115V152H114ZM82 151H81V153H83ZM133 151H135V147H134V150ZM145 151H146V153H145ZM126 152L129 153V155L126 154ZM147 152H149V154ZM122 153H123V155H122L123 157L121 156L122 158H119V154L121 155ZM75 154H77V155H75ZM124 154H126V155H124ZM144 154H146V155H144ZM61 155H63V154H61ZM66 157L67 156H65V158ZM116 157L119 158V159H122L124 162L122 160H119V159L115 160ZM130 157H132V158L129 159ZM78 158H79V160L82 159V158L80 159V157H78ZM78 158H77V160H78ZM77 160H74L75 163H76ZM112 160H114L115 163ZM121 161L123 163H125V164L124 165L123 164L120 165L119 162H121ZM142 161H143V164H142ZM112 162H113V164H117V166L116 165L114 166L112 164ZM165 162H167V160ZM137 163H138V165L136 166ZM164 164L166 165V163H164ZM112 165L114 167H116V168L118 167V165H120L121 168H123L122 167V165H123L124 166V169H125L124 170L125 172H123L122 171L123 169H121V168H119V169L118 168L117 169L115 168L114 169L112 167ZM107 167H109V166H107ZM132 167L134 169V166H132ZM169 168H171V169H169ZM103 170H105V169H103ZM112 170H113V172L114 171L115 172L112 173ZM135 170H134V173H135ZM131 171H132V169H130V172ZM57 173H59V171ZM105 175H106V173H105ZM39 176H41V174ZM52 177L54 178V176H52ZM108 177H110V176H108ZM108 177L106 175L105 178L108 179ZM126 177H127V179H126ZM260 177H261V179H260ZM107 179H105V180H107ZM129 181H130V183H129ZM118 183H120L119 184L120 187H118ZM98 184H97V186L100 187L101 183L99 185ZM103 184H102V186H103ZM126 185H128V186H126ZM105 187H106V185H105ZM136 188H139V189L141 188V189L140 190L139 189L137 190ZM61 191H64V190H61ZM125 193H123V195ZM80 194H79V196H80ZM121 195H122V193H121ZM103 196L107 197L106 199H108L107 194H104ZM133 196H131V197H133ZM1 198H3V197H1ZM151 198L156 201V204H155V201H152L151 200ZM74 199H77L76 196H74ZM2 200H4V199H2ZM138 200H140V201L139 202H135V201H138ZM6 201H3V203L5 204ZM96 201H97V199H96ZM126 201H127V203H126ZM74 202H73V204H74ZM122 202H124V203H122ZM3 203H1V204H3ZM12 203L13 202H11V204ZM1 204H0V210H1L0 212L2 213V215H4V212L7 213L9 211H10L9 212L10 214H11V212L13 213L14 208L11 211L10 208H12V207H10V208L8 207L10 209V210H8L6 208L8 205L6 204L7 206L5 207V205L3 204L4 208L6 209L5 210L3 208V206H1ZM97 204H98V202H97ZM15 205H17V204H15ZM2 208H3V211L4 212L2 211ZM68 208L70 209V207H68ZM91 208H89V209H91ZM98 208H99V206H98ZM103 208H100V209H103ZM120 208L122 209V206ZM75 210H78V208L75 209ZM245 210H246V214L243 216V218L240 215H239V218L238 219L236 218L237 219L236 223H238V220L239 219L241 221H243L245 219L244 220L245 222L244 221L243 222L244 223H247V225L245 226L246 228L243 227L245 229H243L242 232H240L241 235L239 236L240 233L239 234H236L234 230H231L230 229L228 231V230L224 229V232H226V233L229 234L230 239L227 240V241L224 239L226 241V243H224L225 241L223 240V243H222L223 245L220 246V247L219 246H214L216 243H218L220 241V240H218L216 242L215 240L218 239V238L215 237L216 234H214L215 236L213 235L214 230H215V229H213V227L215 228L216 225L218 224V222H220V221H217L216 220L219 217V213H223L222 216H221V218L223 219V222H224V220H225V222L222 225H226V222L229 223V221H227V220H230L231 221L233 218H235L234 214H236V213H234V211L235 212H239V211H241V212L244 211L245 212ZM82 211H83V209L80 212L82 213ZM97 211H96V213H97ZM157 211L160 212V215L158 214L159 212L157 213ZM89 212H91V211H89ZM75 213H76V211H75ZM85 213L86 212L83 211V215ZM96 213H94V214H96ZM107 213L109 214V211ZM163 213L164 214L166 213L163 216H166L168 214V215H171L172 218L175 217L174 220L177 223V225L179 223H180L179 226H181V224L182 225H185L186 226V230H184V232H181V230H178L180 228H177L179 226H176V228H174V226L171 227V223H170L169 227L167 225L165 226V223H164L163 227L162 226H159V224L157 222L159 221L158 220L159 219V216H161L162 219H163V216L161 215ZM242 214H244V213H242ZM2 215H1V219L3 218ZM83 215H81V216H83ZM110 215H108V216L111 219V216ZM157 215H159V216H157ZM12 216H14V214ZM16 216H17V214H16ZM245 216H246V218H245ZM15 217H13V218H15ZM96 217L98 218L97 215H96ZM237 217H238V215H237ZM91 218H93V216H91ZM9 219L10 220L12 219L11 216H10ZM20 219H21V216H20ZM71 219H73V218H71ZM168 219H169V217H168ZM4 220H3V222H5V223L7 222V224H8V220L7 221H4ZM13 220H12V222H13ZM77 220H78V218H77ZM86 220H84V221H86ZM0 221L2 223V220H0ZM15 221L17 222V218L15 219ZM71 221H70V223H71ZM160 221H162V220H160ZM81 222H82V220H81ZM104 222H105V219H104ZM215 222H217V224ZM231 222H234L235 223L234 219ZM231 222L228 225L233 226L234 224H232ZM58 223H59V221H58ZM21 224H19V226H18L19 228L18 227L17 228H14L15 227L14 226L13 227L14 229H13L11 227V230L16 231V229H18L17 231L19 233L20 232H23V234H26L24 232L25 229H24L23 226H21ZM210 224H213L215 226H212L211 227V226H209ZM59 225H61V224H59ZM79 225L77 224V226H78L77 229L78 228L79 229L82 228L81 225L80 226ZM238 225H241V224H238ZM20 226H21V228L23 227L22 228V229H24L23 231L20 229ZM32 226L34 227V224ZM231 226H229V227H231ZM2 227H4V226H2ZM9 227L7 226V228H9ZM37 227H38V225H37ZM100 227L102 229H100ZM218 227L219 226L217 225V228ZM221 227H219V228H221ZM29 228H28V230H29ZM36 228H30V229L31 230H35ZM38 228L41 230V227L40 226ZM54 228L55 227H53V229ZM73 228H74V226H73ZM224 228H226V227L224 226ZM36 230H35V232H36ZM70 230H67V231L70 232ZM89 230H90V232H89ZM1 231L2 230H0V232ZM7 231H9V230H7ZM37 231H39V230H37ZM58 231L57 230L56 231L53 230V233H54L53 236H55V233L56 234H59ZM211 231L213 232L212 233V235L214 236L213 238H215V240H213V241H215V244L214 245H209V243H207L205 241H204L205 243H203V241H200L199 242L198 240H200V238L197 240L198 243H197V241L195 242V241H193L191 239V235L190 234L193 233V232H194V234H195V232L196 233H199V234L200 233L207 234V232H208L209 234H211L210 233ZM16 232L14 233L13 231L12 232L9 231L7 233H9V234L10 233L16 234ZM31 232H33V231H31ZM50 232L52 233V231H50ZM216 232H217V235H220L221 234V233L218 234L219 230H217ZM220 232H221V229H220ZM5 233H3V234H5ZM37 233L38 232H36V234ZM182 233H183V236L181 237ZM66 234H69V233H66ZM199 234H198V236H199ZM228 234H227V236H228ZM1 235H2V233H1ZM37 235H39V234H37ZM177 235H178V237H181L182 239L180 241H178V243L176 245H174V242H173V245L174 246L172 247V244H170L171 243L170 242V239L171 238H174V237H176V239H178L177 238ZM201 235L199 237H201ZM227 236H226V238H227ZM202 237L205 238L206 236L204 235ZM210 237L211 236H209V239H210ZM223 237H219V238L222 239ZM39 238H42V236L39 237ZM43 238L41 240L40 239L39 240L42 242V240H45V237L44 236H43ZM46 238H48V240H49V237H46ZM52 238L53 237H51V240H49V242H47V240H46V242L48 243V245L45 244L44 246H46V245L49 246V247L46 246L47 247V251H48V248H49V251L52 250L54 252L56 250V252H57V249H56L57 246L60 247L59 244H58L59 243L58 242L59 238L54 237L57 240L56 239L54 240V238L53 239ZM206 238H208V236ZM11 239H10V241H11ZM22 239H23V237H22ZM115 239L119 240L120 242L116 241ZM7 240H8V238H7ZM29 240L31 241V239H27V242L24 241V242L27 243L26 245L29 244V242H28ZM106 240H108V241H106ZM109 240H115V242H118V244H116V245L115 244H109L108 243ZM50 241H52V242H50ZM159 241H157L156 243H159ZM19 242H21V241H19ZM24 242H22V243L24 244ZM54 242H55V244H54ZM104 242L105 243L107 242L108 244L107 243L104 244ZM150 242H151V245L153 244L152 246H150V244H149ZM7 243L9 244L10 242H7L6 241V245H7ZM101 243L104 244V245H101ZM110 243H112V241H110ZM18 244H16V245L18 246ZM66 244H67V242L65 243V245ZM142 244H143V246L145 245L143 247V249H142V246H140ZM194 244H196V246L198 245V246L202 247V251H203L202 254H201V252L200 253L199 252H195V251L193 252L190 249V247L193 246ZM220 244H221V242H220ZM26 245H24L25 246L24 247L25 249H26ZM65 245H63V246H65ZM78 245H80L81 247H79ZM114 245H115V247H114ZM128 245H126V246H128ZM2 246H3V244H2ZM13 246L14 245H12V247ZM77 246H78V248H77ZM100 246H102L103 249H101ZM14 247H16V246H14ZM169 247H172V248H169ZM99 248H100V251L101 250H103V251L102 252H99L98 251ZM180 248L183 250L184 254L179 252L180 251L179 250ZM185 248H187V249H185ZM33 249H34V247H33ZM33 249L31 248L30 250H33ZM147 249L145 248L146 251H148ZM156 249H158V248H156ZM16 250H14V251H16ZM20 250H21V248H20ZM60 250L62 251V249H60ZM60 250H58V251H60ZM77 250H75V251H77ZM96 250L99 252V254H96V252H97ZM120 250H119V253H120ZM125 250L126 249L121 250V251L123 252ZM137 250H138V248H137ZM145 250H143V251H145ZM186 250L188 251L187 254L185 252ZM5 251H6V248H5ZM18 251H16V252L18 253ZM21 251H25V250L23 249ZM143 251H141V252H143ZM31 252L34 253L33 255L35 256L36 253L34 251H31ZM53 252L50 251L51 254H53ZM128 252H130V251H126V254ZM163 252H161V253H163ZM19 253H20V251H19ZM28 253H29V255L27 256L26 254H28ZM32 253H31V256H30V251L27 252V253H25V256H26L25 259L26 258L27 259H29V258L31 259ZM40 253L38 255H40ZM94 253H95V255H94ZM130 253L133 254L134 252L131 251ZM10 254H11V252H10ZM12 254H14V253H12ZM51 254H50V256H51ZM85 254H86V252H85ZM110 254H112L116 259L112 255H111L112 258L109 259V257H110L109 255ZM141 254H139V255H141ZM22 255H24L23 252H22ZM122 255L124 256L125 255V252ZM133 255H134V258H135V256L137 254L134 253ZM133 255L130 254V256H132L131 258H133ZM144 255L145 254H143L142 257ZM74 256H75V254H74ZM81 256H85V255H81ZM106 256H108V257H106ZM20 257H21V255H20ZM127 257L128 256L126 255V258ZM147 257L141 258V256H140L138 258V260L140 259V261H141V259H144V258H147ZM49 258L52 259L51 257H49ZM102 259L98 260V262H101ZM136 259H137V257H136ZM52 260H54V259H52ZM52 260H50L48 262H50V264H52L51 263ZM117 260H119V258ZM138 260L136 262H138ZM146 260L147 259H144V260H142V262L144 261V263H145ZM27 261H29V260H26V262ZM77 261H78V263H76V261H75L76 264H87V263H83L84 260H82V263L79 262V260H77ZM22 262L24 263L23 260H22ZM56 262L57 263H60L61 261L58 262V261L55 260V264H56ZM98 262L96 261L95 264L98 263ZM129 262H130V260H129ZM132 262H135V259ZM139 262L137 264H139ZM142 262H141V264H142ZM67 263H68V261H67ZM70 263L72 264L71 261H70ZM147 263H150V262L148 261ZM134 264H136V263H134ZM153 264H155V262Z\"/></svg>",
  "mask_w": 264,
  "mask_h": 264
}]
</instances>
